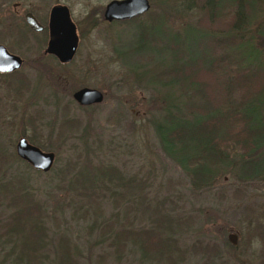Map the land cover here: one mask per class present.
Masks as SVG:
<instances>
[{
  "label": "rangeland",
  "instance_id": "374dc122",
  "mask_svg": "<svg viewBox=\"0 0 264 264\" xmlns=\"http://www.w3.org/2000/svg\"><path fill=\"white\" fill-rule=\"evenodd\" d=\"M15 1L19 0H0V15L5 16ZM24 1L35 10H47L54 4L67 6L78 37L71 62L60 65L54 59H45L50 68L46 88L44 78H36L33 83L37 74L23 66L20 72L36 86L29 87L27 93L18 90V95L0 90V181L12 174L29 175L28 184L37 190L35 200L44 210L51 244L60 235H67L78 247L82 264H96L98 255L103 256L102 264H156L140 259L131 245L116 261L111 248L93 242L98 230L93 231L91 222H104L118 209L120 221L138 230L155 223L153 206L159 204L160 209L169 210L179 219H175L177 247L183 254L177 264H264V180L240 184L225 174L217 176L210 187L194 189L181 169L162 154L153 132L150 121L157 114L160 86L137 80L130 71L136 68L130 63L132 56L146 64L149 60V71L143 75L146 78L170 65L173 55L183 53L189 44L196 49L201 40L194 27L210 31L223 28L226 13L233 10L231 3L221 8V17L207 24L206 9L197 1L148 0L147 11L160 12L145 35L147 40L153 35L154 43L144 39L142 48L151 53L143 50L137 54L134 48L140 46V28L105 21L102 11L109 0ZM251 1L255 17L239 33L243 39L255 36L256 45H262L264 38L258 31L264 22V0ZM20 21L18 28L25 29ZM6 31L0 29V41L15 50V37H7ZM24 34L26 39L43 38L36 32ZM167 42L173 54L164 49ZM118 50L123 53L121 60L116 55ZM235 50L245 53L250 48L236 45ZM81 87L99 90L102 101L78 106L71 95ZM19 137L53 154L49 172L33 169L15 154ZM82 138L90 142L91 151L95 150L92 163L110 162L125 176L138 174L143 178L147 173L152 178L151 186L140 193L141 201L136 194L134 202L127 197L120 201L114 197L108 202L82 196L67 184L68 176L59 179L54 175L84 155ZM7 213L2 202L0 224ZM229 232L236 235L234 245L227 240ZM229 245L235 249H229ZM204 246L215 248L206 251Z\"/></svg>",
  "mask_w": 264,
  "mask_h": 264
},
{
  "label": "trees",
  "instance_id": "16d2710c",
  "mask_svg": "<svg viewBox=\"0 0 264 264\" xmlns=\"http://www.w3.org/2000/svg\"><path fill=\"white\" fill-rule=\"evenodd\" d=\"M195 1L206 9L207 24L221 17L225 3H231L233 10L226 13L223 28H218L223 31L193 26L201 40L196 49L189 44L183 53L173 55L170 65L146 78L143 75L149 71V60L146 64L130 57V63L136 64L130 70L134 77L161 89L157 114L150 121L158 147L197 190L210 187L217 176L225 174L240 184L264 180V43L256 45L255 36L243 39L239 33L255 17V5L251 0H189ZM159 13L147 11L110 24L140 28V46L134 48L139 54L144 50V39L154 43L153 35L150 41L145 35ZM258 32L264 38V22ZM236 45L249 47L250 51L238 53ZM164 49L173 54L169 42ZM116 55L121 60L123 53L118 50ZM89 143L82 138L84 155L54 175L59 179L68 176L67 184L82 196L108 202L114 197L119 201L127 197L134 202L136 194L141 201L140 193L151 186L152 178L147 173L143 178L138 174L125 176L110 162L92 163L95 150H90ZM28 182L29 175L20 174L0 181V204L3 202L8 211L0 224V264H82L78 247L67 235H60L51 244L44 210L35 200L37 190ZM153 207L155 223L138 230L120 221L118 209L104 222L94 219L91 227L98 234L93 242L111 248L116 261L131 245L145 262L177 264L178 256L183 254L177 247L178 218L160 209L159 204ZM214 248L204 246L206 251ZM228 248L235 249L230 245ZM102 260L103 256L98 255L96 264H102Z\"/></svg>",
  "mask_w": 264,
  "mask_h": 264
},
{
  "label": "flooded vegetation",
  "instance_id": "af4514ba",
  "mask_svg": "<svg viewBox=\"0 0 264 264\" xmlns=\"http://www.w3.org/2000/svg\"><path fill=\"white\" fill-rule=\"evenodd\" d=\"M29 4H30L29 1H27V3H25L24 0L15 1L12 3L11 10H8L5 13V16L0 15V29L7 30L5 32L6 33L5 35L7 37L8 36L15 37L14 40H12V42H16L17 43L16 45H18L15 50H11L8 46V43L6 44V42L3 43L2 41H0V90L6 93L12 92L13 94L16 93L18 95L17 93L18 90H20L21 92L24 90L23 92L27 93V91H29L32 88V86L34 87L36 86L34 84L32 85V83H29L32 80L34 81L33 83H36L35 82L36 78L38 79L44 78L43 83H44V87L46 88L49 83L48 80L50 79L49 71H48L50 70V68H48L49 65L45 62V59H51V60L54 59L57 61L58 64L64 65L73 60V57L75 56V53L77 50L78 37L76 33V26L74 22L71 20L70 12L67 6L62 5V4H54V5H51L47 10H43V8H37L35 10V9H32L29 6ZM63 6L68 11L69 20L74 25V31L77 37L75 50L71 58L68 61H60L54 54L47 51L48 43L51 40L49 31H48L49 20L50 19L54 20V16L56 14L53 15V13L58 11L56 10L57 8L63 7ZM27 16L31 17L37 23L38 29H34L28 25V23L26 22ZM19 19H21L20 23L21 22L23 23V26L25 29L18 28ZM26 31L33 32V33L34 32L40 33L43 35V38L37 39V40L23 38L25 35L24 32ZM40 49H42L41 52H40ZM33 51L38 52V54L37 55L34 54L33 56L30 55L29 53H32ZM14 64H15V67H12V65ZM23 66H27L30 69H33L37 75L34 76L32 80L28 81L26 78L27 74H25L22 70L21 72L19 70ZM31 103H33V101ZM31 103H28V104H31ZM77 105L81 107H86L92 104L90 105L77 104ZM19 140H23L28 145L35 146L34 144L28 142L24 137H19L17 139L16 146ZM16 146H15V150H16ZM40 151L44 152L42 150ZM15 154H16V151H15Z\"/></svg>",
  "mask_w": 264,
  "mask_h": 264
},
{
  "label": "water",
  "instance_id": "95a60500",
  "mask_svg": "<svg viewBox=\"0 0 264 264\" xmlns=\"http://www.w3.org/2000/svg\"><path fill=\"white\" fill-rule=\"evenodd\" d=\"M148 8V0H109L104 5L102 17L107 22L125 20L146 12ZM56 10L58 11L53 13L56 17L54 16V20L50 19L48 23L51 40L47 51L54 54L60 61H68L75 50L77 37L74 25L69 20L67 9L63 6ZM26 22L30 27L38 29L37 23L31 17L27 16ZM12 67H15V64ZM71 96L79 105L97 104L102 101L103 97L99 90L90 87H81ZM15 151L21 160L34 169L45 172L52 165L53 154L51 152H41L37 147L28 145L23 140L18 141ZM227 240L234 245L236 235L229 232Z\"/></svg>",
  "mask_w": 264,
  "mask_h": 264
}]
</instances>
